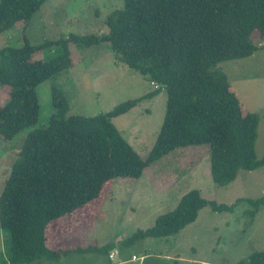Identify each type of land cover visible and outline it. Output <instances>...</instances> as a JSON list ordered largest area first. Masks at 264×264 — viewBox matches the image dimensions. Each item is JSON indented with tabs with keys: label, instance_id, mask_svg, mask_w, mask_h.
<instances>
[{
	"label": "trees",
	"instance_id": "obj_1",
	"mask_svg": "<svg viewBox=\"0 0 264 264\" xmlns=\"http://www.w3.org/2000/svg\"><path fill=\"white\" fill-rule=\"evenodd\" d=\"M47 1L0 0V35L21 22L28 24ZM106 25L108 33L101 36L70 34L37 46L23 37L20 46L0 49V87L9 92L0 105V135L7 140L37 124V88L74 66L73 49L109 44L121 62L156 86L108 113L85 117L69 114L71 105L63 89L52 85L54 112L46 126L26 136L0 193V228L7 235L0 264L51 262L71 252L109 255L113 242L101 248L52 250L47 246V227L96 200L109 181L138 179L148 166L176 149L209 146L211 176L221 187L235 181L240 171L264 166V157L258 158L256 152L260 117L243 110L219 68L225 61L264 50V0H124ZM38 52L43 58L35 60ZM161 89L167 93L164 122L142 159L112 120ZM240 201L222 205L192 190L175 210L125 243L176 235L204 207L234 212ZM246 201L258 210L264 206V195ZM237 264H264V252H254Z\"/></svg>",
	"mask_w": 264,
	"mask_h": 264
},
{
	"label": "rangeland",
	"instance_id": "obj_2",
	"mask_svg": "<svg viewBox=\"0 0 264 264\" xmlns=\"http://www.w3.org/2000/svg\"><path fill=\"white\" fill-rule=\"evenodd\" d=\"M124 6V0H48L28 24L19 23L0 35V49L20 46L23 37L32 45L67 38L70 34L101 36L108 33L107 17ZM259 42V39H256ZM75 64L37 88L40 116L36 125L14 139L0 135V193L24 139L48 124L54 112L52 85H59L68 98L69 114L93 117L118 105L144 97L156 86L121 62L109 44L72 50ZM43 58L38 52L34 59ZM219 68L227 75L231 90L245 112L260 117L256 152L264 157V50L242 59L225 61ZM9 92L0 87V105ZM164 89L140 101L112 122L142 159L152 150L165 118ZM198 190L218 204L235 207L234 212H215L210 206L178 234L147 237L125 242L138 231L152 228L157 219L176 209L184 195ZM264 195V166L240 171L226 187L211 176L210 147L179 148L148 166L138 179L119 177L104 185L100 196L50 225L47 246L53 250L101 248L113 242L119 253L110 259L101 251L71 252L60 260L41 259L32 264H237L254 252H264V206L255 210L246 200ZM76 213V214H75ZM7 235L0 228V260L6 253ZM149 254L146 259L141 258ZM4 256V255H3ZM135 256L136 258L132 259Z\"/></svg>",
	"mask_w": 264,
	"mask_h": 264
},
{
	"label": "crops",
	"instance_id": "obj_3",
	"mask_svg": "<svg viewBox=\"0 0 264 264\" xmlns=\"http://www.w3.org/2000/svg\"><path fill=\"white\" fill-rule=\"evenodd\" d=\"M75 214H76V213H75ZM68 219H69V220H71V216H70V217H68ZM57 222H58V220H57ZM57 222H56V223H57ZM53 223H54V225H53ZM53 223H51V224H52V225H53V227L56 229V227H57V224H56L55 222H53ZM51 224H50V225H51ZM50 225L47 227V230H48V229H50V228H49V227H50ZM50 231H51V230H49L48 237L50 236ZM48 237H47V242H48ZM48 247H49V246H48ZM49 248H50V247H49ZM50 249H51V248H50ZM52 250H53V249H52ZM149 256H150V255H149V254H147L146 256H144V257H141V258H144V259H146V258H148ZM65 258H66V257H65ZM134 258H136V257H135V256H133V257H132V259H134ZM136 259H137V258H136ZM118 264H119V263H118Z\"/></svg>",
	"mask_w": 264,
	"mask_h": 264
},
{
	"label": "built area",
	"instance_id": "obj_4",
	"mask_svg": "<svg viewBox=\"0 0 264 264\" xmlns=\"http://www.w3.org/2000/svg\"><path fill=\"white\" fill-rule=\"evenodd\" d=\"M118 253H119V252H118L117 250H114L113 252H111V253L109 254V258H110V259H113Z\"/></svg>",
	"mask_w": 264,
	"mask_h": 264
}]
</instances>
